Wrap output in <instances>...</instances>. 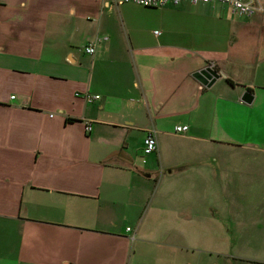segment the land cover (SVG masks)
I'll return each instance as SVG.
<instances>
[{"label": "crops", "instance_id": "obj_1", "mask_svg": "<svg viewBox=\"0 0 264 264\" xmlns=\"http://www.w3.org/2000/svg\"><path fill=\"white\" fill-rule=\"evenodd\" d=\"M129 5L139 6L0 0V264H149L155 233L171 231L161 244L176 248L219 227L214 199L227 203L239 183L164 173L211 156L227 169L237 149L264 157V11L239 15L224 42L201 48L157 29L149 40L129 34L120 14ZM98 35L108 38L86 54ZM211 65L220 76L210 86L193 77ZM148 130L157 149L145 155ZM247 192L264 237V183Z\"/></svg>", "mask_w": 264, "mask_h": 264}, {"label": "rangeland", "instance_id": "obj_2", "mask_svg": "<svg viewBox=\"0 0 264 264\" xmlns=\"http://www.w3.org/2000/svg\"><path fill=\"white\" fill-rule=\"evenodd\" d=\"M219 6L218 3H198L191 9L186 4L151 9L129 5L121 8L120 14L124 20L122 25L127 27L129 34L137 33L141 38L149 40L152 38V30L157 29L168 34L169 40L189 43L197 41L195 47L205 48L210 40L205 41L206 38L214 37L215 44L224 42L225 35L229 34L228 26L231 23L234 25L238 23L239 15H233L227 12L228 10L223 11L219 9L221 8ZM215 8H218L219 13ZM110 9L116 12L115 8ZM95 26L97 27V24ZM81 40H84L82 35L76 41L81 42ZM236 40L234 39V42ZM173 143L177 146L181 144L175 140ZM212 150V152L217 151L215 148ZM236 151L227 169L220 167V162H215L211 156L206 158V164L203 167H200V164L197 167L198 165L195 164L183 173L174 167L176 170L174 174L164 173L165 177L239 183L227 191V203L222 204L221 201L214 199L215 208L218 210L216 220L219 227L213 226L210 229L207 225L209 229L204 232L203 225L202 231L198 233L199 239L184 236L183 247L176 248L161 244L166 238L171 237V231L155 233L152 238L155 242L148 243L146 248L149 264H264V237L256 232V226L261 218L258 215L262 213L244 200L249 194L247 190L250 182L264 183V164L262 163L264 157L249 149ZM173 153H175L173 158L180 157L178 153L181 152L173 151ZM262 165L263 169L260 171ZM211 195V192H206L205 189L204 198L196 201L197 208L201 207L203 210L202 216L208 210V205L212 204ZM192 205L194 207V201ZM197 239L199 242H194ZM226 239L229 241L227 244H225Z\"/></svg>", "mask_w": 264, "mask_h": 264}, {"label": "built area", "instance_id": "obj_3", "mask_svg": "<svg viewBox=\"0 0 264 264\" xmlns=\"http://www.w3.org/2000/svg\"><path fill=\"white\" fill-rule=\"evenodd\" d=\"M117 4L132 2V4H136L143 7L148 8H155V7H162L167 5H180L182 3H189V4H198L200 2H211V3H221L226 4V6L229 8V12L233 15H242L244 17H249L255 13H262L264 11V0H115ZM154 33H157L155 30ZM108 37L106 35L103 36H96L95 38H91L86 45L84 46V51L86 54H93L96 49V45L106 40ZM213 65L210 66L212 68ZM13 97V96H12ZM83 97L85 101H91L94 98H99L98 94H89L84 93ZM187 124H179L174 125V130L176 133H183L187 130ZM89 129V126H87V130ZM155 132L153 130H148L147 133H145V136H143V153L149 154L155 149H157V140L155 137ZM126 230H129L127 227ZM131 239L134 238V235L132 234L130 236Z\"/></svg>", "mask_w": 264, "mask_h": 264}, {"label": "water", "instance_id": "obj_4", "mask_svg": "<svg viewBox=\"0 0 264 264\" xmlns=\"http://www.w3.org/2000/svg\"><path fill=\"white\" fill-rule=\"evenodd\" d=\"M219 76L220 73L215 69L210 68L209 66L202 67L198 71L193 73V77L200 81H206L208 86H210ZM241 100L243 102L250 103L252 100V94L247 90L243 91Z\"/></svg>", "mask_w": 264, "mask_h": 264}, {"label": "trees", "instance_id": "obj_5", "mask_svg": "<svg viewBox=\"0 0 264 264\" xmlns=\"http://www.w3.org/2000/svg\"><path fill=\"white\" fill-rule=\"evenodd\" d=\"M155 8H159V7H155Z\"/></svg>", "mask_w": 264, "mask_h": 264}]
</instances>
